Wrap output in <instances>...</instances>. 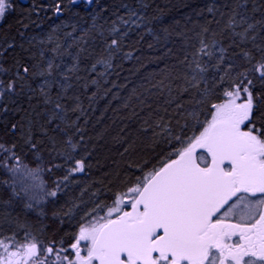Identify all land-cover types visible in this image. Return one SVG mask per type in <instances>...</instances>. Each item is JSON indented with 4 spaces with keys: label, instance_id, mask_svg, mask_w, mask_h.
<instances>
[{
    "label": "snow or ice",
    "instance_id": "snow-or-ice-1",
    "mask_svg": "<svg viewBox=\"0 0 264 264\" xmlns=\"http://www.w3.org/2000/svg\"><path fill=\"white\" fill-rule=\"evenodd\" d=\"M86 3L91 5L93 0ZM246 5L247 0L243 4L235 0L223 29L239 38V43L232 41L228 48L240 50L229 52L219 41L201 38L188 63L184 85L176 96L169 87L166 103L175 105L173 112L151 123L145 121V131L150 128L153 141L162 146L160 153L152 161L137 163L136 171L111 193L110 203L93 192L92 207L74 226L71 221L80 204L73 202L66 211L54 212L61 226L65 218L70 224L62 235L44 241L26 232L23 242L15 234L0 239V264H264V46L255 43L253 34L258 25L264 27V16L249 22L247 12L238 11ZM259 10L253 2L252 11ZM11 11L12 0H0V21ZM208 11L212 13L213 8ZM55 12H61L59 4ZM136 15L130 12L129 19L121 17L120 22L139 27L132 19ZM119 32V27L112 28L113 38L106 46L109 55L97 59L90 72L95 73L98 65L105 70L113 67L112 53L119 51L123 39L115 35ZM249 40L255 53L243 47ZM4 43L7 46L0 45V60L15 48L12 42ZM58 67L53 60L46 66L16 60L5 67L0 62V114L9 112L8 102L15 103L13 97L23 95L26 88L36 90L29 79L41 77L38 88L45 104H53L51 90L59 88L48 123H63L68 109L61 100L72 87L68 73L79 71V54L72 57L67 72L61 73L62 82L49 79ZM90 83L98 85L96 79ZM184 94H189L187 100L182 98ZM79 107L77 103L72 111ZM16 129L17 124H11L10 131ZM24 139L31 148L37 147L32 143L31 128ZM65 144L58 153L64 164L53 165L65 167V174L49 189L39 163L35 168L21 164L17 145L0 143V156L4 157L0 166L11 173L12 194L25 200L29 209L48 198L55 200L62 185L85 172L86 156L74 157L79 144L71 137ZM10 160L15 162L11 167Z\"/></svg>",
    "mask_w": 264,
    "mask_h": 264
},
{
    "label": "trees",
    "instance_id": "trees-1",
    "mask_svg": "<svg viewBox=\"0 0 264 264\" xmlns=\"http://www.w3.org/2000/svg\"><path fill=\"white\" fill-rule=\"evenodd\" d=\"M24 1L12 0L13 11L0 21V45L6 47L5 41L15 44L7 58L0 60L5 67L14 65L16 60L41 66L53 60L59 67L49 79L62 82L61 73L67 72L72 57L79 54V71L68 73L72 87L61 100L68 109L63 123L60 120L48 123L59 88L51 90L53 104H45L38 88L43 83L41 77L29 79L36 90L29 92L26 88L23 95L13 97L15 103L8 102L10 111L0 114V143H15L21 164L35 168L39 163L45 169L43 178L49 189L65 174V167L53 165L64 164L58 153L66 148L68 137L79 144L74 157L86 156L84 173H78L62 185L55 200L48 198L32 209L26 207L25 200L13 196L5 167L0 166V239L15 234V239L23 242L25 233L30 232L48 241L70 227L67 218L61 226L54 219V212L66 211L73 202L80 204L71 221L74 226L92 207L93 192L98 193L100 200L110 203L111 193L136 171L135 165L152 161L160 153L162 146L153 141L150 128L145 131V121L151 123L173 112L175 105L166 103L169 87L176 96L184 85L188 63L201 38L215 39L226 48L232 41L239 43V38L232 37L230 30L223 31L235 0H93L89 6L72 4L70 0ZM240 2L243 4L244 0ZM253 2L259 11H252ZM56 4L61 7L60 16L55 12ZM209 7L213 8L212 13ZM238 11H246L249 22L259 20L264 16V0H247L246 9ZM130 12L137 13L132 19L139 27L136 23L120 22L121 17L128 20ZM114 26L120 28L115 35L123 39L119 51L112 53L113 67L105 70L98 65L92 73L91 65L109 55L106 46L113 38ZM205 27L209 29L207 33L203 32ZM253 34L257 36L255 43L264 46V27L258 25ZM243 47L256 52L250 40ZM239 50L235 46L228 48L229 52ZM92 79L98 85H92ZM188 97L189 94H184L182 98ZM141 100L145 103L141 104ZM77 103L79 109L72 111ZM13 123L17 124L15 132L10 131ZM29 128L35 149L25 143ZM3 158L0 156V160ZM14 163L8 161L9 167ZM48 168L52 171H47Z\"/></svg>",
    "mask_w": 264,
    "mask_h": 264
},
{
    "label": "rangeland",
    "instance_id": "rangeland-1",
    "mask_svg": "<svg viewBox=\"0 0 264 264\" xmlns=\"http://www.w3.org/2000/svg\"><path fill=\"white\" fill-rule=\"evenodd\" d=\"M80 3H81V4H82V3H83V4L85 3L87 6H89V4L86 3V0H80V1H77V4H80ZM10 164H11V163H10ZM8 165H9V164H8ZM5 170H6L7 174H8L7 176H8V178L10 179V182H11V173H9V172L7 171L6 168H5Z\"/></svg>",
    "mask_w": 264,
    "mask_h": 264
},
{
    "label": "water",
    "instance_id": "water-1",
    "mask_svg": "<svg viewBox=\"0 0 264 264\" xmlns=\"http://www.w3.org/2000/svg\"><path fill=\"white\" fill-rule=\"evenodd\" d=\"M21 1L25 3V1H24V0H21ZM77 1H80V0H77ZM58 15L60 16L61 14L59 13Z\"/></svg>",
    "mask_w": 264,
    "mask_h": 264
}]
</instances>
